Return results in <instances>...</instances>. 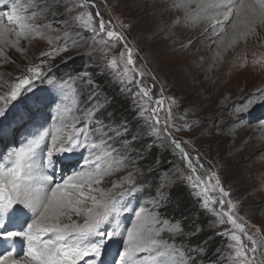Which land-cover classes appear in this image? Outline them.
I'll return each instance as SVG.
<instances>
[{"label": "rangeland", "instance_id": "1", "mask_svg": "<svg viewBox=\"0 0 264 264\" xmlns=\"http://www.w3.org/2000/svg\"><path fill=\"white\" fill-rule=\"evenodd\" d=\"M17 2L26 8L35 3V8H33L35 10L28 14L31 15L34 12L35 16L33 18L38 17L40 19L34 23L38 32H42V28L50 25L47 26L50 39L34 40L37 43L33 42L35 47L30 54H27L25 48L22 49L13 45L19 54L20 60H14L13 67L9 69L10 72H8L9 75L7 74L6 79L7 82H10L9 87L11 88L24 75L31 76V73L28 72L29 68H40L41 76L34 80L32 90L48 94L57 101L48 110L46 115L48 122L55 123L54 120L57 119L66 122L73 116L77 123L79 122L78 125L82 124L86 129H90V142L101 143L102 140H108L111 148L118 155L115 161L119 163L117 168L119 173L115 174L113 172L110 174L104 180L105 183L99 185V187L119 193L122 189H112V185L120 183L122 179L125 188L134 186L136 189L135 194L124 198L128 207L136 209L144 206L161 220L170 222L167 226H159L161 231L157 238L167 242L174 249V252L178 254L176 261L180 264H238L235 259V249L230 247V245L235 244L234 241H231L229 235L232 231H236L241 236L248 255H253L251 251L252 241L247 240L246 236L239 233L232 225L220 223L221 217L218 213L228 211L227 201L230 199L235 206L232 208L231 214L237 219L238 223L244 225L247 234L251 235L256 242L255 247L257 250L254 254V264H264V218L261 215L264 209L250 201L252 194L260 187L264 188V185L242 193L239 190L243 188V184L248 177L244 170L250 168L255 160L261 162L263 166L257 165L258 168L254 171L253 178L264 175V162L262 161L264 147H260L258 144L255 145V151L253 150L247 160L244 158L241 162H237L235 159L232 162L230 161V133L238 127L236 123L230 126V122H228L230 111L227 110L228 113L225 115L226 124L217 126L218 123L211 118V114L200 117L201 112L196 109L197 106L195 107L196 102L193 96H186V89L177 88L175 87L176 84L166 80L162 69L157 68L156 62L149 58L150 51L161 49L151 43L152 38L156 37V33L153 28L151 29L149 25L145 24V19L138 21L137 17L133 15V13L135 14L134 2L131 4L132 0H87V2L86 0H64L66 8L61 6L56 13L43 7L50 0H37V3L36 0H17ZM5 11H10V7L6 8ZM97 12L100 13L99 17L96 16ZM81 13L85 14V19L87 14L91 13L94 18V27H98L100 18H103L106 28H110L124 36L128 46L132 49L135 70H132L133 66L126 65L127 52L123 43L110 41L106 34L96 36L90 29L85 30L83 23L76 19ZM173 21L171 20V22ZM109 22L111 23L109 24ZM5 23H7L6 20ZM157 25H160V23ZM66 42L67 50L63 51L61 49ZM27 45H29L28 41L26 42ZM53 49H56V51H53ZM44 52H49L51 55L42 56L41 53ZM121 52H124L123 57L120 55ZM113 58L118 62L116 68L108 67V62ZM68 63L77 64V67L65 77L62 73L65 71V64ZM246 64L248 63H244V67L237 68L241 77V90L246 87L245 76H241L243 71L247 70ZM85 71L89 73V77L82 78ZM248 71L252 75L251 73L256 70L251 68ZM138 72L144 73L143 77L140 78V82L151 89L150 98L134 99L133 95L136 88H133L132 93L121 91L120 81L123 80L126 83L128 80H132L135 84ZM62 77L64 79L60 80ZM152 77H155V79H152ZM89 79L91 84L88 83ZM250 79L247 89L251 88L252 85H256V88H264V75L261 73L254 74ZM0 80L3 82L1 77ZM3 87L4 83L0 85V91L3 90ZM3 94L5 93L0 95ZM111 95L116 97L118 104H123L126 107L128 110V112L126 111L127 115L114 117L112 111L109 112V115H105V111L100 113L101 110H106L112 102L114 103ZM227 96L225 94V97ZM251 97L252 95L249 96V99ZM172 98L175 99V104H172ZM156 99H162L164 102L165 111L159 113L161 121L167 118L166 110L171 108L169 125L181 129L180 131H173L172 135L184 142L183 146L192 157L199 156V163L203 165L202 168L198 166L199 173L206 174V180L215 173L221 181V186L230 193L229 197L224 198L226 203L223 208L218 203L210 205V208H215V212L203 208L202 204L199 203L197 194L187 185L185 178L189 174V170L186 169V163L179 153L167 142L153 143V137L144 128V120L137 117L136 112L139 105H143L145 109L150 110ZM62 102H64V105H62ZM245 103L247 109H249L240 119V124L248 121L250 117H258L256 125L264 126V100L262 105H249L247 99H244L239 105ZM223 106L230 109V105L221 103L220 106L215 108L214 114L218 115ZM236 106L232 105V108ZM89 111L92 112L91 118L85 115ZM102 116H105L106 121L100 119ZM44 117L41 116L30 125L15 142L0 143V164L7 163L8 154L19 149L22 142L29 138L33 129H38L43 125L41 118ZM144 119L152 120L150 111H145ZM251 125L254 126L255 124ZM122 126L128 128L127 133L123 132ZM105 128L109 130L107 134L104 131ZM132 137H136V139L132 141ZM50 146L48 145V147ZM154 148H157L161 155L154 163L149 165L147 162L148 153H152ZM122 156L128 157L131 162L120 163ZM72 157H74L73 154ZM56 166L55 173L57 174L60 171L59 163ZM73 167L69 169L72 171L78 170L76 164ZM130 172L133 176L132 180L128 181L127 177ZM50 174H53L51 169ZM68 176L66 175L65 178ZM212 182L214 184V179ZM161 189L168 195V201L157 208L154 201ZM177 190H181L182 194L176 199L174 194L178 192ZM210 194L216 196L217 199L219 198L218 193ZM181 198H185L183 203L179 201ZM185 205L191 206V211L195 213L193 219L186 220L182 214ZM88 206H90V203ZM129 213L132 214L131 219L134 221V213ZM83 219L72 220L83 223ZM201 219L206 224L205 231L208 232L210 238L208 241L196 242L195 236L204 233V228L196 222ZM224 219L226 221V217ZM70 222L66 219L63 223ZM117 239L114 237L113 241L108 244L104 256V259L107 260L114 250L111 264H117V258H120L118 253L123 251L124 245L119 243ZM24 244L20 249L22 250L20 257L26 249V242ZM2 253L0 250V256ZM173 257L171 258L173 259Z\"/></svg>", "mask_w": 264, "mask_h": 264}, {"label": "snow or ice", "instance_id": "2", "mask_svg": "<svg viewBox=\"0 0 264 264\" xmlns=\"http://www.w3.org/2000/svg\"><path fill=\"white\" fill-rule=\"evenodd\" d=\"M193 3L195 8L192 6ZM0 5H10V11L0 12V38L14 32L16 40L12 43L19 46L21 38L27 39L37 32V26L32 23L34 12L29 15L28 9L17 0H0ZM61 6L66 8L64 0H50L43 5L53 13L58 12ZM165 7L182 13L165 29L169 35L173 28L181 24L190 23L194 19H206L211 23L212 33L216 35H219L217 29L223 31V25L226 22L230 23L233 29L231 42L235 43L237 36H245L249 31H254L257 23L264 25V0H173L172 4ZM96 16L99 17L100 13L97 12ZM3 17L7 18V23ZM76 19L83 23L85 30L90 29L96 36L106 34L110 41L123 43L127 52L126 65L133 66L132 70H135L132 49L121 33L106 28L103 18H100L98 27H94L91 13L87 14L86 19L84 13ZM61 50H67V42ZM41 55L49 56L51 53L44 52ZM120 55L123 57L124 52ZM117 66L115 58L108 62L110 68ZM28 72L31 76L24 75L9 92L0 95V143L15 142L30 125L41 116H46L52 104L57 102L48 94L32 90L34 80L41 76V69L29 68ZM143 75L142 72L137 73L135 84L132 80L126 83L121 80V91L132 93L133 88H136L134 99L150 98L151 89L140 82ZM83 77H89V73L85 71ZM88 83L91 84L90 79ZM171 102L176 103L174 98ZM163 104L162 99H156L150 110L139 105L136 115L144 120V128L150 132L153 143L167 142L179 153L186 163V169L189 170L185 178L187 185L197 194L203 208L215 212V208H210V205L217 203L223 208L226 203L224 198L229 197L230 193L221 186V181L215 173L207 180L206 174L199 173L198 166L203 167L199 163V156L192 157L183 146L184 142L172 135L173 131L181 129L169 125L171 108L166 110L167 118L161 121L159 113L165 111ZM145 111H150L151 121L144 119ZM246 111V106L241 109V112ZM85 115L91 118L92 112L89 111ZM242 118L238 115V121ZM122 130L128 132L126 126H122ZM104 131L107 134L109 130L105 128ZM46 135L51 136V146L47 148L41 167L52 169L53 174H35L36 149L39 147V140L35 139L30 141L27 147L9 153L8 162L0 164V239L11 242L15 238H22L26 241V249L20 258L9 259L14 256L13 248L7 255L0 256V264H80L81 261H85L86 264H109L104 259L108 244L114 237L120 235V218L129 212L134 213L135 219L130 227L124 229L126 238L123 240V251L118 253L120 257L118 264H166L173 256L174 249L157 237L161 231L159 226H167L170 222L161 220L144 206L129 208L124 198L134 195L136 189L134 186L125 188L123 179L120 183L112 185V189H122L119 193L99 187L103 178L114 170L112 163L114 149L108 140H102L101 143L90 142V129H86L82 124L78 125L76 120L66 123L55 133ZM135 139L136 137L131 138L132 141ZM77 150H80V159L83 163L76 161L78 170H74L62 182H57L54 178L56 165L64 163L57 158L64 156L67 160L64 166L73 167L72 156L67 154L75 155ZM84 152H88L89 155L84 156ZM119 162L131 161L128 157L122 156ZM132 176L130 172L127 180L131 181ZM36 179L45 182L44 186L34 187L33 181ZM210 193H218L219 198ZM167 201L168 195L161 189L154 201L155 206L160 208ZM227 204L228 211L218 213L221 217L220 223L232 225L239 233H243L247 240L252 241L253 245L251 249L253 255L249 256L241 236L236 231L229 233L231 241L235 242L230 245L235 249V259L238 264H254L256 242L247 234L244 225L238 223L231 214L235 206L230 199ZM73 215L82 216L83 223L72 220ZM62 217H67L71 222L62 223Z\"/></svg>", "mask_w": 264, "mask_h": 264}, {"label": "bare ground", "instance_id": "3", "mask_svg": "<svg viewBox=\"0 0 264 264\" xmlns=\"http://www.w3.org/2000/svg\"><path fill=\"white\" fill-rule=\"evenodd\" d=\"M133 2V7L135 8V14L133 13V15L137 17L138 21L145 19V24L149 25L151 29L153 28L156 33V37L152 38L151 43L161 49L150 51L149 58L156 62L157 68L162 69L166 80L176 84L175 87L177 88L186 89V96H193L196 102L195 107L197 106L196 109L201 112L200 117L211 114V118L215 122L217 121V126L226 124L227 120L225 119V115L228 113L227 110L230 111V120L228 121L230 122V126L235 123L238 125V127L235 128L236 130L230 133V161L232 162L233 159H235L237 162H241L244 158L247 160L252 154L255 145L258 144L260 147H264V126L256 125L258 117H250L248 121L242 124H240V120L238 121V115L243 117L244 114L247 113V111L241 112V109L245 108V106L247 107L246 103L239 105L241 101L247 99L249 105H262L264 100V95L261 94L264 93L263 87L256 88V85H252L255 88L250 86L251 88L247 89L251 76L254 74L257 75L258 72L264 75V25L257 23L254 31H249L245 36H237L235 43L231 42L233 29L230 23L226 22L223 25V31L217 29L219 35H216L212 33L211 23L206 19H194L190 23L181 24L173 28L171 35H169L165 29H167L171 20L175 21L182 14L173 8L165 7L166 5L172 4L173 0H132L131 4ZM34 4L27 8L28 13L35 10L33 9L35 8ZM192 6L195 8V3H193ZM9 7L10 5H0V11L6 12V8ZM157 18L160 25H157ZM3 19L7 21L6 17ZM37 20L40 19L38 17L33 18L32 23L34 24ZM37 32L33 33L27 39H20L19 47L22 49L25 48L27 54L33 51L35 47L34 43H37V41L34 40L50 39L49 29L46 26L42 28V32H38L39 34H37ZM15 40L16 36L14 32L0 38V77L3 79V82L0 80V85L4 83L3 90L0 91V94L11 90L9 87L10 82L8 81V83L6 79L8 72H10L9 69L13 67L14 60L19 59V54L12 43V41ZM27 41L29 42V45H27L28 47L26 46ZM189 41H191V43H189ZM244 63H248L246 64L247 70L243 71L241 76H245L246 87L241 90V77L237 68H240V66L244 67ZM251 68L256 70L251 73L252 75H250L248 71V69ZM225 94L228 96L225 97ZM250 95H252V97L249 99ZM221 103H223V105H230V109L223 106L222 110L220 109L221 112L215 115L214 110L217 106H220ZM207 104L208 106H206ZM62 105H64V102H62ZM232 105L236 107L232 108ZM72 117L66 122L57 119L54 120L55 123H51L48 122V117L45 116L41 118L43 120V125H39L40 127L38 129H33L31 133L29 132V138H26L22 142L20 148L27 147L28 143L34 139L39 140V147L36 149L35 156L37 165L35 174H50V168L45 169L41 167L47 147L51 145V136L46 135V133H55L58 129L63 128L66 123H71L75 120L74 117ZM251 124L255 125L253 126ZM83 154L84 156L89 155L88 152H84ZM67 156H72V153H68ZM73 156V166L76 164V161H80L81 164L83 163L80 159V150H77ZM115 158H118V155L114 152L112 157L114 170L111 174L113 172H115V174L119 173V171H117L119 163H116ZM63 159L66 158L64 156L59 158L61 161ZM262 161L264 162V158ZM64 164L65 163H59L60 171L57 174L54 173V178L57 182H62L66 175H71L73 172L69 168L72 169L74 167H65ZM257 165L262 164L258 160H255L250 168L244 170L248 177L243 184V188L239 189L241 193L264 185V175L253 178V173L258 168ZM108 176L103 178L102 184L105 183L104 180L108 178ZM44 183L45 182L36 179L33 181V186L42 187ZM250 201L254 204H258L259 207L264 209V188L260 187L257 189V191L252 194ZM261 215L262 218H264V210ZM131 216L132 214L127 213L120 218V235L116 236L119 243L123 244V240L126 238L124 229L130 227L133 222ZM80 218L82 219L83 217L72 216V219ZM66 219L67 217H62L61 222H65ZM112 227H115V225H112ZM24 242L26 241L22 238H15L11 242L0 239V250L3 252L1 256L7 255V253L14 248V256L9 259L20 258V252H22L20 249ZM113 253L114 250L107 259L109 264H111ZM173 256V259L170 257L166 264H173V261L175 262L177 260L178 254L174 252ZM118 261L119 258H117V264ZM80 264H86V262L81 261ZM175 264L180 263L176 261Z\"/></svg>", "mask_w": 264, "mask_h": 264}, {"label": "trees", "instance_id": "4", "mask_svg": "<svg viewBox=\"0 0 264 264\" xmlns=\"http://www.w3.org/2000/svg\"><path fill=\"white\" fill-rule=\"evenodd\" d=\"M76 67H77V64H73V63L65 64V66H64L65 71L62 73L63 76L66 77L70 72H73L76 69ZM63 79H64V77H62L60 80H63ZM111 98H112V100H114V103L112 102L110 104V106H108L106 108L107 111L105 109H103L100 111V113L101 112L104 113V111H105V113H106L105 115H109V112L112 111L114 117H116V116L119 117V115H123V114L127 115L126 111L128 112V110L126 109V107L123 104H118L119 102L115 99L116 97H114V95H111ZM114 117H112V118H114ZM100 119L106 121L105 116H102ZM130 123H131V121H130ZM160 155L161 154L159 153V150L157 148H154L152 153H148L147 162L149 163V165H150V163H154V161L157 160V158H159ZM142 161H145V160H142ZM177 191L178 192H176L174 194V197L176 199L179 198V196L182 194L181 190H177ZM184 199L185 198H181L179 201L180 202L182 201V203H183ZM182 214L185 216L186 220L189 218L193 219L195 217V213L191 211V206H189V205H185V207L182 209ZM196 222L199 223L198 225H200L202 228H204L203 229L204 233H202L200 235L198 234L197 236H195L196 242H198V241L201 242L204 240L208 241L210 236H209L208 232L205 231L206 224L203 222L202 219L197 220Z\"/></svg>", "mask_w": 264, "mask_h": 264}]
</instances>
